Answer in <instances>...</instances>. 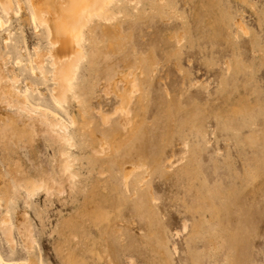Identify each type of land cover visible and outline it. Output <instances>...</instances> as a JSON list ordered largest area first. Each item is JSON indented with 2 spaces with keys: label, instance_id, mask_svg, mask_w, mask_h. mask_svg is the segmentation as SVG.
Here are the masks:
<instances>
[{
  "label": "rangeland",
  "instance_id": "rangeland-1",
  "mask_svg": "<svg viewBox=\"0 0 264 264\" xmlns=\"http://www.w3.org/2000/svg\"><path fill=\"white\" fill-rule=\"evenodd\" d=\"M13 1L6 13L0 0V68L69 122L73 145L7 102L0 83V225H14L0 226L4 257L264 264V0H108V20L88 0L92 20L74 26L80 61L73 41L53 39L61 24L33 22L30 0ZM56 40L78 66L65 99ZM69 221L72 234L60 233Z\"/></svg>",
  "mask_w": 264,
  "mask_h": 264
},
{
  "label": "bare ground",
  "instance_id": "bare-ground-1",
  "mask_svg": "<svg viewBox=\"0 0 264 264\" xmlns=\"http://www.w3.org/2000/svg\"><path fill=\"white\" fill-rule=\"evenodd\" d=\"M58 1L59 0H30L31 5H32V9H33L32 10L33 11L32 12L33 13V15H32L33 22L35 20H38V18H39L38 16L41 14V16L43 18L42 19L43 21H41V23L43 22V24L47 25L49 28L53 29L55 27L56 23L61 24L63 26V28L65 29L64 35H54L53 34V36H54L53 39H57V37L63 36V37H68L69 40L73 41L74 42L73 46L76 49V54H77V57L79 58L78 60L80 61V59H82V57L84 56L83 49H82V41L84 40V33L82 31L78 32L79 30L77 31L74 26L77 23H81V24L84 25L81 28H84V27L88 26L87 24L89 23L90 20H92L91 19V15L92 14L91 15L89 14L90 3L88 2V0H66L67 3L65 5L67 6V9L65 11H62L60 9H57V8L60 7V5L62 6V4H60L62 2L59 3ZM60 1H62V0H60ZM96 2L99 4V6H103L104 7V14L101 11V12H98V15L100 13V15H99L100 17H101V15H102V17L104 15V18L108 20L111 17V15H113L112 11H111L112 10V8H111L112 1L110 2L108 0H96ZM15 4H19V6H20L21 3L20 2L16 3L13 0H2V7H3L4 11H6V13L13 12V10L16 9V8L13 7ZM54 4H56V6H54ZM19 6H18V9H19ZM54 7L56 8V11H52L51 10V8H54ZM49 8H50L51 11L49 10ZM80 8H82V10H79ZM95 10L94 11L92 10L93 13L94 12L97 13ZM94 15H97V14H94ZM1 18L2 17H0V24H2V19ZM52 37H51V39H52ZM9 39H10V37L9 38L8 37L5 38L6 41H8ZM58 40H56V42H54V43L52 42L54 48L59 51V53H58L57 51L54 52V50H53L54 54L57 53V55L55 57H57L59 54L61 55V56H58V57H60L59 59L57 57V58H55L52 61L53 65H54V71H53L54 73L53 74H54V78L56 80V85L54 87V91H55L56 95L60 99H65L66 96H67L68 91L72 88V85H73L72 84V78H73L72 76H73L74 71H76V68L78 66H76L77 62H76V60L74 58L72 59V58L68 57L67 55L62 54L63 48L65 47V44L63 43L62 40H60V41H58ZM45 56H44V54L39 53V55L36 56L35 59H34V60H36V63L38 62L39 68H40L42 73H45L44 61H43V58ZM50 57H51V55H50ZM3 70H4L3 68L2 69L0 68V73H1V76H0V81L1 82L0 83L2 84V81H4V80L6 81V83L3 84V93L6 95V97H5L6 99L5 100L7 102H13V103L15 102L14 103L15 106L18 105L19 108L24 110V112H26L28 115H31V116L35 115V117L37 115L39 117V120L44 121L49 126V129H50V132H51L52 135L58 137L62 142L68 144L69 146H72L73 145L72 138L70 137V135L68 133L69 122L61 114H59V112L57 110H55L53 108H50V107H48V106H46V105H44L42 103H40V104L33 103L28 97V91H27L28 89L23 91L22 88L17 85L18 83H15V81H16L15 78H12L11 76L10 77L6 76V74L4 73ZM114 85H116V84H114ZM119 86H121V84ZM122 111H123V109H122ZM126 111H127V109H125V112ZM123 115H124V113H123ZM123 115H122V117H123ZM132 119L133 118L130 116V114H129V116L126 117V121L128 123H130L132 121ZM34 121H35V118H34ZM42 123L40 122V124H42ZM88 128L90 129V124H88ZM91 133L93 134L92 131H91ZM61 151H62V153L64 155V161L68 160L65 155H69L70 153H67L66 150H61ZM68 162H69V160L67 161V164L69 166L70 162L69 163ZM67 168L68 167H66V169ZM68 169H70V168H68ZM69 171L70 170H68V172ZM69 174L73 178L77 177V173H75V172H71L70 171ZM3 187H4V183H2V181H0V188L2 189ZM47 192H48V190H47ZM75 223H76L75 221H69V222L63 223L62 227H60V229H59V232L60 233L62 232V234H64L62 229H67V231H68L67 234L68 235L72 234L71 230H73L75 228ZM11 224H12V222L10 221V219L8 217H4L2 219V222H1L0 226L2 228V231L6 235L8 233H10L11 227L14 226V225H11ZM21 226L25 227V223L22 224ZM29 227H31V226H29ZM29 227L27 229H31ZM14 242H12V243L14 244ZM67 260L68 261H72L70 257L67 258ZM4 261H6L7 264H12V260H9V259L5 258L4 255L0 251V264H3ZM14 263H16V262H14ZM22 263L23 264H38L33 259H30V258L23 260Z\"/></svg>",
  "mask_w": 264,
  "mask_h": 264
}]
</instances>
